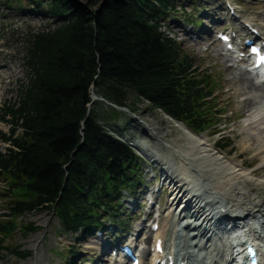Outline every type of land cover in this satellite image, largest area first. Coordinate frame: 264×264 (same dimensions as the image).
I'll use <instances>...</instances> for the list:
<instances>
[{
    "label": "trees",
    "instance_id": "trees-1",
    "mask_svg": "<svg viewBox=\"0 0 264 264\" xmlns=\"http://www.w3.org/2000/svg\"><path fill=\"white\" fill-rule=\"evenodd\" d=\"M174 1L7 0L55 20L23 38L26 80L19 100L3 109L12 135L24 129L13 137L16 150L0 151V180L8 182L13 212L55 209L69 229L91 226L102 202L110 207L111 196L131 183L133 154L104 125L119 113L109 106L102 114L99 103L89 112L93 85L99 96L132 110L134 100L144 99L195 125L212 116L204 107L214 91L211 77L197 74L195 57L163 27ZM17 227L13 219L0 231L9 237Z\"/></svg>",
    "mask_w": 264,
    "mask_h": 264
},
{
    "label": "rangeland",
    "instance_id": "rangeland-1",
    "mask_svg": "<svg viewBox=\"0 0 264 264\" xmlns=\"http://www.w3.org/2000/svg\"><path fill=\"white\" fill-rule=\"evenodd\" d=\"M203 1H205L204 4H199L202 1L197 0L198 6H195V10H197L198 7H204L206 1L215 3L211 15H207L208 17L214 16L215 11L220 9L218 0ZM236 1H239L242 4L240 9L244 13V19L255 21L264 29V0ZM184 4L186 3L184 2ZM216 19V21H219L220 17H217ZM25 21L37 27L43 23V20L36 17L31 20L30 17L22 11L6 10L3 5H0V102L5 98H11L16 94L15 88L17 78L23 77L21 63L18 59L9 55L10 51L7 49L9 46L7 36L11 32L20 33L23 31V23ZM12 22L17 25L15 31H8V29L4 30V28H8L9 23ZM182 23V19L178 18L177 20H172L169 27H172L176 33H180V29L182 30L183 27ZM207 24L213 25L212 22ZM207 24H205V27H207ZM187 29L190 30V28ZM202 35L206 36L207 34ZM183 36L184 35L180 34L181 38H179L183 43V47L199 58L197 62L200 65H204L206 68L213 70L220 82L221 90L217 93L218 99L215 104L218 106V110L227 112L222 116L221 123L223 124V132L221 134L229 136L232 142L231 146L225 150L229 151L232 149L231 153L235 156L239 155L241 151H247V143L249 141L247 134L243 133L244 119L239 118L238 116L240 111L245 112L246 109L245 101H243L245 97H242L240 93V89L244 82V76H239L233 68H228V59L219 56L220 49L213 42L212 38L207 41L199 40L197 42L192 40L189 36L187 38H182ZM15 38L16 37H14V39ZM97 103L101 104L100 112L104 114L105 111L102 110V108L104 107L107 109L109 104L101 100ZM132 106L138 108L136 114L132 115L127 110L122 109L120 111L119 120L115 123L112 122L111 124H108V130L114 136L121 139L123 137L129 139L133 138L142 142L143 140H146L148 145H152L157 149H165L161 142L173 146L171 141L177 137L179 133L183 134V131L174 125V123H172L162 111L150 106L147 101L135 100ZM141 121H145L148 127L141 123ZM0 130L8 132L10 126L6 123L0 122ZM143 130H147L153 135V137L149 138L148 135H143L141 133ZM153 131L156 134H154ZM206 133L209 134L212 143L221 138L219 134L214 136L212 131H207ZM135 141L136 140H134V142ZM0 148H5V144L1 140ZM136 151L138 150L136 149ZM164 152L165 150H163V153ZM242 159L248 163L253 162L255 154L251 151L245 154L243 158L237 156L239 162H242ZM141 163L143 164L144 181L147 182L152 179L153 174L148 176V167L143 160H141ZM254 163L256 164H254L253 167L261 166V158L258 157ZM159 182L160 177L158 178V183ZM126 196H128V194H126ZM8 200L7 197H0V215L8 211ZM125 206L127 208H133L129 203ZM19 220L21 222H34L36 225L40 226L41 229L34 233H30L27 236H24L23 233L18 230L11 237L6 239L5 244L10 248L20 246L22 247L20 250L31 251V253L27 256H20L10 250H4L0 254V264H84L79 261V258L74 260L75 263L73 259H62L61 253L62 251H65L69 245H79L84 256L87 255L92 257V264H113V259L112 261H107L110 257V253H107V255H96L97 250L95 247H98L100 243V241L96 239V236H92L87 239L86 242H81L76 240L75 236L72 234L68 233L67 235H63L59 219L50 210L35 211L30 214L22 215L19 217ZM168 221V219H164V225H169ZM140 223L141 221L136 223L134 228L141 229L139 226L141 225ZM169 227L170 226H167V228H165L169 229ZM174 227H176L177 231L178 226ZM144 237H147V233H145ZM188 243L189 242L182 243V245L186 246Z\"/></svg>",
    "mask_w": 264,
    "mask_h": 264
},
{
    "label": "bare ground",
    "instance_id": "bare-ground-1",
    "mask_svg": "<svg viewBox=\"0 0 264 264\" xmlns=\"http://www.w3.org/2000/svg\"><path fill=\"white\" fill-rule=\"evenodd\" d=\"M239 72L245 74L243 90L240 92L241 96L245 97L243 101H245L246 108L245 112L240 111L239 115L244 119L243 133L247 134L249 141L247 151H241L240 155L254 152L256 157L263 161L260 167L244 168L245 162H238L233 155L223 154L217 148L212 147L207 140V134L194 133L184 123L172 119L177 127L184 131L183 134L179 133L171 141L173 147L168 148L170 153L180 160L177 171L182 174L181 177H184L185 173L190 172L191 166H193L199 171V177L205 181L206 188L219 193L224 201L223 204L216 207L214 200H208L205 196L192 192L188 186L183 184V179L176 177L171 179L172 193L170 196L174 199L173 202H176L171 203L168 209L172 205L185 206L187 214L180 215L177 218L178 223L189 217L185 226L193 231L194 227H197L203 234L209 233L216 226L214 223L211 228L210 222L218 215L216 213L218 208L221 213L219 218L225 214L226 209L240 217L252 216L253 224H258L257 231L259 230L264 235V224L261 222L264 220V85H258L248 70ZM249 89L255 91L252 96H250ZM135 145L141 149L145 148L139 140L135 142ZM169 178L170 176L166 177L164 182ZM203 204H206L205 207ZM171 214L173 211L170 210L169 215ZM259 214L262 215V219L256 218ZM198 230L195 233H198ZM213 231L212 238L213 235L214 237L217 235L215 230ZM197 241L198 239L195 240L196 247L198 246L200 249L207 247L200 244V240ZM205 250L206 260H202L205 264H218L223 257L219 245L214 249Z\"/></svg>",
    "mask_w": 264,
    "mask_h": 264
}]
</instances>
